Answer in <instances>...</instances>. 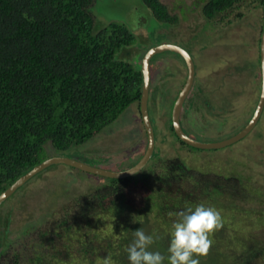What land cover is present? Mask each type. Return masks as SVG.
Listing matches in <instances>:
<instances>
[{
    "label": "trees",
    "instance_id": "1",
    "mask_svg": "<svg viewBox=\"0 0 264 264\" xmlns=\"http://www.w3.org/2000/svg\"><path fill=\"white\" fill-rule=\"evenodd\" d=\"M140 1L159 22H175L160 0ZM201 1L206 18L213 19L240 0ZM93 6L94 0H0V194L41 163L48 145L56 153L82 145L140 101V67L117 57L136 39L121 23L97 26ZM170 130L175 135L172 125ZM106 179H97L99 188L60 212H47L43 224L28 232L26 258L17 251L13 264H62L58 255L72 249L67 241L72 237L82 244L79 252L89 264L107 256L114 264H127L126 248L139 227L150 230L167 253L178 213L198 203L219 210L220 227L226 229L210 236L212 262L264 264V246L255 236L230 237L236 221L230 218L240 211L231 203L237 194L250 201L248 193L255 192L236 178L204 174L180 159L165 158L137 188L132 176ZM155 223L163 233H154ZM91 236L100 240L97 246ZM222 241L235 242L237 250L217 256Z\"/></svg>",
    "mask_w": 264,
    "mask_h": 264
},
{
    "label": "rangeland",
    "instance_id": "2",
    "mask_svg": "<svg viewBox=\"0 0 264 264\" xmlns=\"http://www.w3.org/2000/svg\"><path fill=\"white\" fill-rule=\"evenodd\" d=\"M160 1L175 18L174 23L156 20L140 0H94L92 14L99 27L117 22L129 29L136 42L120 51L117 57L137 68L147 50L154 46L172 44L189 52L195 64V80L182 108L183 130L190 138L205 144L235 136L251 120L261 92L262 0H240L213 19L206 18L205 3L201 0ZM150 70L148 113L158 156L150 160L141 173L132 176V186L137 188L143 177L154 173L156 165L165 158L180 159L188 168L204 174L236 178L243 189L255 192L248 193L250 201H242L243 195L237 194L239 199L231 203L240 211L235 218L229 217L236 220L230 227V237L255 236L258 246L263 247L264 110L252 131L233 144L220 149L190 147L177 141L170 130L173 106L187 80L183 59L176 53L163 52L153 58ZM138 106L139 102L132 104L110 126L66 152L56 153L48 145L41 163L64 156L117 172L133 167L147 147ZM158 171L161 170L158 168ZM100 178L108 181L106 177L58 164L49 166L16 190L0 205L1 264H13L12 257L17 251L24 260L29 253L26 241L31 240L28 232L43 224L47 212L54 210L56 214L81 194L99 188L101 184L97 179ZM155 224L158 227L155 234L165 230H161L159 223ZM162 239L167 241L165 237ZM67 241L72 249L61 250L58 256L62 257V264H89L79 252L82 244L74 237ZM98 242L100 240L94 238L93 245L97 246ZM159 242L156 237L150 250L163 253L165 250ZM220 245L222 249L215 253L217 256L231 255L238 247L231 241H222ZM213 255L207 252L201 256L200 264H220L221 259L211 261ZM125 260L129 264L128 259Z\"/></svg>",
    "mask_w": 264,
    "mask_h": 264
},
{
    "label": "water",
    "instance_id": "3",
    "mask_svg": "<svg viewBox=\"0 0 264 264\" xmlns=\"http://www.w3.org/2000/svg\"><path fill=\"white\" fill-rule=\"evenodd\" d=\"M173 52L179 55L183 61L185 62L186 68H187V80L183 86V89L181 90L177 100L175 101V104L173 106L172 110V127L174 130L175 135L179 138L181 142L184 144L193 147V148H199V149H220L224 148L225 146L231 145L234 142L239 141L240 139L247 136L252 129L257 124V121L260 119V116L264 109V93L260 92L259 101L257 104V107L255 109V112L249 121V123L235 136L221 141V142H215V143H201L198 142L192 138H190L182 129L180 124V112L181 108L192 88L194 78H195V64L190 56V54L182 47L172 45V44H164L160 46H155L151 49H149L145 55L143 56L141 60V66L140 71L142 75V92L139 102V111L141 120L143 123V128L146 133L147 137V147L146 150L139 159V161L131 168L124 170V171H111L108 169H103L99 167H93L87 165L83 161H78L69 157L64 156H56L52 158H48L44 160L42 163L35 166L32 170L18 178L11 186H9L5 191H3L0 194V205L7 200L11 195H13L16 190L20 187H22L24 184H26L30 179H32L34 176L45 170L51 165H58L63 164L67 165L69 167L78 169L82 172L106 177L110 179H125L131 176H134L138 172H140L150 161L154 148H155V136H154V130L153 126L151 124V120L148 113V99H149V88H150V80H151V72H150V64L151 60L154 56L159 55L163 52ZM260 68H261V82L264 81V20H263V30L261 35V42H260Z\"/></svg>",
    "mask_w": 264,
    "mask_h": 264
},
{
    "label": "clouds",
    "instance_id": "4",
    "mask_svg": "<svg viewBox=\"0 0 264 264\" xmlns=\"http://www.w3.org/2000/svg\"><path fill=\"white\" fill-rule=\"evenodd\" d=\"M190 56L192 57L191 54ZM260 87L261 92L264 93V81L261 82ZM220 226L221 214L219 210L205 203L191 205L178 213V219L173 224L170 232L169 246L166 250L167 255L160 251L150 250V246L154 243L156 237L139 227L133 231V239L126 248L127 259L129 264H165L166 261L167 264H200V257L207 254L213 243L210 239L211 234ZM103 264H114V261L111 256H107L103 258Z\"/></svg>",
    "mask_w": 264,
    "mask_h": 264
},
{
    "label": "flooded vegetation",
    "instance_id": "5",
    "mask_svg": "<svg viewBox=\"0 0 264 264\" xmlns=\"http://www.w3.org/2000/svg\"><path fill=\"white\" fill-rule=\"evenodd\" d=\"M151 63H153V60L151 61ZM151 65H152V64H151ZM151 65H150V66H151ZM181 114H182V110H181V112H180V117H181ZM184 132H185V131H184Z\"/></svg>",
    "mask_w": 264,
    "mask_h": 264
},
{
    "label": "crops",
    "instance_id": "6",
    "mask_svg": "<svg viewBox=\"0 0 264 264\" xmlns=\"http://www.w3.org/2000/svg\"><path fill=\"white\" fill-rule=\"evenodd\" d=\"M258 104V103H257ZM256 107H257V105H256ZM256 109V108H255ZM255 111V110H254Z\"/></svg>",
    "mask_w": 264,
    "mask_h": 264
}]
</instances>
